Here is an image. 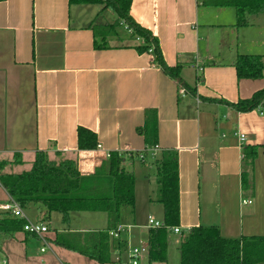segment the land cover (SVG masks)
Segmentation results:
<instances>
[{
    "label": "crops",
    "instance_id": "0c3cea01",
    "mask_svg": "<svg viewBox=\"0 0 264 264\" xmlns=\"http://www.w3.org/2000/svg\"><path fill=\"white\" fill-rule=\"evenodd\" d=\"M227 3L132 0L131 17L158 39L165 63L181 67L179 81L156 65L153 52L137 49L143 42L124 25V33L118 30L109 45L96 48L100 39L91 26L102 23L90 5L0 2V162L17 157L22 162L7 165L5 172L31 170L36 154L44 152L52 160L77 161L85 177H101L109 174V155L119 152L135 176L141 221V210L162 206L156 202L155 162L171 153L178 161V227H217L228 239L264 236V114L240 113L225 103L264 90V78L239 79L234 66L239 56H264V12L239 26L236 8ZM152 117L159 151L145 154L143 162L139 156L150 148L143 130ZM79 128L96 134L97 149L79 150ZM240 135L246 136L244 143ZM250 147L258 148L252 164L244 158ZM10 200L0 184V205ZM38 205L23 212L33 222L47 223L49 249L42 252L43 242L21 231L4 244L0 264H96L55 239L58 233L87 238L107 223L94 227L95 215L88 212L79 224L72 217L65 225L54 215L47 221ZM145 228L142 236L148 238ZM181 243L173 240L178 250Z\"/></svg>",
    "mask_w": 264,
    "mask_h": 264
},
{
    "label": "trees",
    "instance_id": "16d2710c",
    "mask_svg": "<svg viewBox=\"0 0 264 264\" xmlns=\"http://www.w3.org/2000/svg\"><path fill=\"white\" fill-rule=\"evenodd\" d=\"M131 3L132 0H69L71 6L100 5L102 10L111 9L117 15L115 23L95 22L91 26L95 38L100 39L95 41L96 48L109 45L110 39L118 36V27L124 25L131 31L132 37L143 41V45L137 47L140 52L148 53L152 49L156 65L174 79L181 81V67H169L165 63L158 39L131 17ZM227 4L236 8L239 26L248 24V16L264 12V0H228ZM234 66L239 79L264 78V56H239ZM225 103L240 113L255 111L264 104V90L255 93L251 99L235 104ZM143 134L150 148L155 146L156 117L149 118ZM78 146L81 151L97 149L96 134L79 128ZM257 153V147L245 148L244 158L252 164ZM125 159L123 154L112 152L109 155L108 175L85 177L80 173L77 161H56L50 159L47 153L38 152L31 170L20 174L5 172L7 165L22 163L20 157L15 158L13 162H0V184L10 198L23 209L31 204L42 205L46 210L47 221L54 213L62 215L65 225L69 224L73 214H106L110 223L105 229L90 232L87 238L79 234L58 233L55 244L99 264H113L112 251L125 253L128 251V244L125 240L114 239L111 233L121 224L122 209H134L136 204L135 176L125 169ZM155 163L159 177L156 202L164 207L165 225L178 227L177 158L171 153H164L159 159L156 158ZM25 224L24 220L0 211V251L18 232H24ZM169 234L166 228L149 230V264L168 262ZM179 251L180 264H264V236L228 239L221 235L217 227L200 226L189 231L180 244Z\"/></svg>",
    "mask_w": 264,
    "mask_h": 264
},
{
    "label": "rangeland",
    "instance_id": "374dc122",
    "mask_svg": "<svg viewBox=\"0 0 264 264\" xmlns=\"http://www.w3.org/2000/svg\"><path fill=\"white\" fill-rule=\"evenodd\" d=\"M94 10H97V12H99V21L98 23H115L117 20V15L111 10V9H103L102 6L100 5H91V7ZM257 20V19H256ZM120 25V27H118V30L120 32L124 33V27ZM260 53L264 55V46H262V49L260 50ZM19 169V168H17ZM12 170V169H10ZM23 170H19L18 172L15 173H21ZM155 174L153 175L152 178H154ZM156 183V182H155ZM147 186L149 185V183H145ZM156 188V185L154 187V189ZM142 190V189H141ZM139 190V191H141ZM145 195V193H143ZM152 195V193H151ZM38 205V204H37ZM161 205V204H160ZM159 205V206H160ZM38 206H42V205H38ZM162 209L164 210L163 206H160L159 208L155 207L152 208L151 212H147V210H141L140 211V218L141 221L144 223V226H139L142 225L141 221H139L138 219H136L137 215H138V211L129 207L123 208L122 212H121V224L120 226H125V227H130V232L127 233L126 231H124L122 233V236L124 238V240H126L130 246L129 247H141V242H143L145 245L147 244V238L144 237L143 238V234L147 233V230H145V226H148V218L151 216L155 221L158 222H164V216L162 214ZM89 214H93L95 215L94 218H96V221L93 222L92 224L94 225V227H99V225L101 224L102 221H105L107 223V225H109V219L107 217L106 214L104 213H89ZM162 216H161V215ZM54 216H58L61 217L62 215L59 213H54L52 214ZM80 216H83L82 213L79 214H73L72 217L77 218L76 222L74 224H79L81 219ZM33 222V221H31ZM73 224V225H74ZM106 225V226H107ZM136 225V226H135ZM119 226V227H120ZM104 227V226H102ZM178 240L180 241V236H175L174 234L170 233L169 234V248H168V262L167 263H152V264H180L181 261V256H180V252L178 250V247L174 246L173 244V240ZM177 248V249H176ZM112 256H113V261L115 262V264H130L131 260L129 257V253L126 252V254L123 255H118V253L113 250L112 251ZM96 264H99L96 262ZM140 264H149L148 262V258H144Z\"/></svg>",
    "mask_w": 264,
    "mask_h": 264
},
{
    "label": "built area",
    "instance_id": "2783aa9c",
    "mask_svg": "<svg viewBox=\"0 0 264 264\" xmlns=\"http://www.w3.org/2000/svg\"><path fill=\"white\" fill-rule=\"evenodd\" d=\"M138 40H140V39H138ZM140 41H142V40H140ZM152 52H153V50L150 49L149 53H152ZM197 69L199 71H202L201 67H198ZM258 111L261 114H264V104L258 109ZM240 141H241V143H244L246 141V136L240 135ZM158 151H159V147L157 145H155L151 148H148L145 152H143L139 156V159L141 161L142 160L144 161L146 159L145 154H147V153H150L152 156H156ZM0 211L1 212H8L12 216H14L15 218L24 220L26 223L24 225V232H26L30 235L36 236L37 238H39L43 242L44 248L41 250L42 252H46V250L49 249L50 244H49V241L47 238L49 228H48L47 223H45V222H31V220L24 214L23 208L17 202H15L13 199H11L9 202H7L5 204L0 205ZM147 228L149 230L166 228L170 233L177 235V236H180L182 241L190 231V230L184 231L180 227H168L165 225L164 222L155 221L151 216L148 218ZM130 229H131L130 227L120 226V227H118V229L116 231L111 233V236L114 239L119 240V239H121V234L124 231L129 233ZM140 244H141V247H130L129 248L128 253H129L130 260H131L130 264H140V262L145 257H148V253H149L148 242L146 245L143 242H141ZM3 264H6V262H4Z\"/></svg>",
    "mask_w": 264,
    "mask_h": 264
}]
</instances>
